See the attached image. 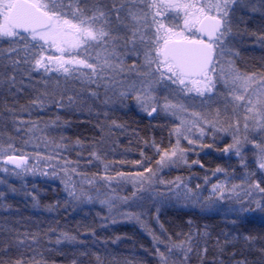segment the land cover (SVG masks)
<instances>
[{"label":"snow or ice","instance_id":"6c2138e0","mask_svg":"<svg viewBox=\"0 0 264 264\" xmlns=\"http://www.w3.org/2000/svg\"><path fill=\"white\" fill-rule=\"evenodd\" d=\"M252 38L264 49V0H0V125L10 121L17 134L0 133V211L6 213L0 264H57L54 253L70 255L68 264H110L108 246L121 236L102 237L97 227L121 220L147 231L145 251L156 264H264V56L259 66L238 63ZM133 107L150 122L171 121L167 146L137 134L155 161L145 147L136 149L140 159H108L104 146L118 143L114 132L128 128L112 114ZM76 116L86 117L85 124L95 118L99 137L67 135ZM221 135L230 142L217 151L244 169L238 182L235 169L218 164L212 175L224 179L203 196L201 185L193 189L186 178L161 174L173 166L203 167L189 153L211 149L205 139ZM18 138L44 151L17 148ZM94 163L102 171H86ZM28 174L59 179L64 199L42 205ZM11 176L22 183H11ZM125 185L132 191L121 195ZM17 195L24 208L13 203ZM95 203L106 209L96 213L101 223H78L76 231L55 218L23 215L29 206L59 214ZM179 203L223 209L231 219L215 235L191 217L169 230L162 209ZM257 215L259 229L251 226Z\"/></svg>","mask_w":264,"mask_h":264},{"label":"trees","instance_id":"16d2710c","mask_svg":"<svg viewBox=\"0 0 264 264\" xmlns=\"http://www.w3.org/2000/svg\"><path fill=\"white\" fill-rule=\"evenodd\" d=\"M261 56H264V50L253 48V49H246L242 51V57L243 59L239 61L238 63L241 64V66H259L260 64V58ZM26 97L21 98V103L25 102ZM52 113H49L47 115H51ZM42 115H44L42 113ZM61 115H65L64 113H61ZM46 118V117H45ZM112 118L118 119L121 122H126L128 125V128L126 131L121 133L119 130L115 131L114 133L118 136V143L116 144L118 148L115 150V156L113 159L120 160L122 158H127L129 160L132 159H140L139 151L136 150L139 147H145L143 144H138L137 142V134L142 137L151 138L152 136H155L158 141L163 142L165 146H167L169 137H168V128L170 126L171 121L166 120H159V121H149L146 116L139 115L136 113L135 109L132 108L129 109H123L120 111H116L112 114ZM72 119L75 121L68 130L67 135L75 137L76 135H80L82 138L87 137L88 139H92L93 136V130L90 128L95 123V118L92 119L89 123H82L86 117H72ZM94 121V123H93ZM166 125L164 127H158L157 125ZM90 128V129H89ZM134 130V131H133ZM0 133H7L11 134L13 136H16L15 129L11 122H7V127H3L0 125ZM3 138H6L3 137ZM31 144L23 145L21 143V140L18 138L16 140V146L17 148H23L24 151L29 152ZM131 148L133 151H130L127 153V156L125 157L123 153L125 152V149ZM145 152L153 157V161L157 158L154 155V151L150 148L145 147ZM202 160L203 164L206 162L205 165H211L215 160L214 159H207L205 160V157L200 158ZM214 164V163H213ZM124 171H133L135 170L134 166L132 168V165H124L123 166ZM47 182L42 181H35V182H28L29 187L31 188L32 185L37 186L38 195L41 199V204H49L53 203L56 200H63L64 195L62 193V189L48 180H44ZM13 203L20 206L21 208H24V204L26 203L24 201V198L20 195H17ZM6 215L3 211H0V224L3 223V218ZM23 215L25 217H33L38 218L40 220H51L53 218L58 219L61 222V225H66L70 230L76 231L78 227V223L85 224V225H91L95 227L98 223L94 220V217L87 213L83 214L82 212H72L69 210L68 212H65L63 209L59 211V214H49L43 210H37L32 209L30 206L25 208L23 211ZM189 217L193 218L197 221L198 224H209L211 226V229L213 230L214 235L218 233V227L219 222L218 219L215 216H206V215H200L195 214L191 211H185V210H176V209H166L161 213L160 219L165 224L166 227L169 228V230H179L178 225H180L183 221L187 220ZM186 230V229H185ZM79 231L82 233L83 228H79ZM97 234L100 236H115L120 235L121 241H118L116 243H110L109 244V250L112 253L111 256L108 257V260L110 264H124L125 260H142L144 264H156V260L151 256L150 253L146 252L145 249L151 248V237H149L146 234H143L142 232H139L137 228L122 224L116 226L114 229L110 230L109 227L107 229L101 230L97 227ZM88 238V237H85ZM141 245H144L143 248H141ZM238 248H243L244 245L238 243ZM52 259H55L57 261V264H68V261L71 259V256H60L58 254H52ZM86 260L87 258H82Z\"/></svg>","mask_w":264,"mask_h":264},{"label":"rangeland","instance_id":"374dc122","mask_svg":"<svg viewBox=\"0 0 264 264\" xmlns=\"http://www.w3.org/2000/svg\"><path fill=\"white\" fill-rule=\"evenodd\" d=\"M254 38L250 39L247 44L245 45V47L241 50V52L243 50L246 49H253V48H260L259 44H255L254 42ZM264 50V49H263ZM239 62V61H238ZM134 108V107H133ZM136 113L139 115H143L146 116V114L141 113L139 111V109L134 108ZM49 114V113H48ZM100 119H103V116L100 117ZM94 123V121H93ZM94 125V124H93ZM93 130V136L95 137H99L100 133L99 130L96 129L94 126L90 127ZM89 128V129H90ZM169 137V136H168ZM113 139L118 141V136L114 133L113 135ZM172 140L174 142L175 138L172 137ZM230 142V136L229 137H225L223 135L219 136L217 138V141H213L211 136H208L204 143L205 144H213L214 146L209 149V148H199V146H197V152H191L189 153V159L190 160H195V159H200L203 158V156L205 157V160H211L214 159L215 161L213 163H211V165L206 164L207 161H205V163L203 164V167H201L200 165H192L191 167L185 166V165H181V166H173L171 168H165L162 170L161 174L164 176L165 179H173L176 176H181L183 178L187 179V182L189 183V186L192 187L193 189H195L196 185L199 184L201 185V189H202V193L203 196H208L210 194L211 191V184L216 183L217 180H223L224 176L223 174L217 173L215 176L212 175V171L213 169H215V167L219 164L223 167L229 168V170L231 171L232 169H235V174L237 179L234 180L233 182H238V178L240 176H242L244 174V169L239 165L238 159L236 157H232L231 159L228 158L227 155H221V153L219 151H217V149H221L223 148V145L225 143H229ZM184 145L187 146V141H183ZM117 143L113 144L111 143V141L108 142V144H106L105 147V151L108 153V159H113V157L115 156V151L113 152V149H117L118 146L116 145ZM30 149L29 152H34L37 150L40 151H44L43 146L41 145L40 149H36L34 145H30V147H28ZM78 151V150H77ZM198 153V154H197ZM249 155H251L249 153ZM71 156L73 159L76 158V152H72ZM133 168V166H132ZM102 171V166H100L99 168L94 165L89 166L86 171L88 172H96V171ZM134 171V170H133ZM0 175H4L2 172H0ZM208 176L209 177V183L205 184L204 181V177ZM24 179L27 182H35V181H42V182H47L44 181L45 179L48 180L49 182L58 185L61 189H62V193L65 197V194L63 192V186L60 183V180L57 178H51V177H43V176H32L31 174H28L27 176L24 177ZM9 180L11 183L16 184L17 186H19L22 181L20 180V178L15 177V176H11L9 177ZM115 186V185H114ZM118 191L120 192L121 195H127L130 194L132 191V187L131 185H125L123 188L118 189ZM228 201H220V204H228ZM166 209H176V210H185V211H191L195 214H200V215H206V216H215L218 219L219 222V229L217 230L218 232L221 229H225L226 230V223L228 219H231V217H225L223 214V209L217 211L215 209L213 210H209V211H203L198 205L196 206H192L189 205L187 207L183 206L182 203L179 204H169L167 207L162 209V212ZM133 211H138L139 209H132ZM154 213V209L152 210ZM76 212H82L83 214H91L94 217V220L96 221V223H101V218L99 216L96 215L97 212H102L103 214H106V209H103L101 205H99V203H95V204H88L85 205L83 207V210H77ZM161 212V213H162ZM146 220L148 219V217H144ZM150 226L154 229L158 230V225L154 222V220H148ZM122 224H126V225H130L133 226L135 228H137V230L139 232H142L143 234L148 235L147 231H145V229L143 227H141V225L135 221H118L117 224L115 225H109V229L112 230L114 229L116 226L118 225H122ZM252 227H254L255 229H259L261 224H260V218L257 215L253 221H252ZM107 227V228H108ZM149 236V235H148ZM150 237V236H149ZM240 244H243V242H240ZM155 260V259H154Z\"/></svg>","mask_w":264,"mask_h":264}]
</instances>
